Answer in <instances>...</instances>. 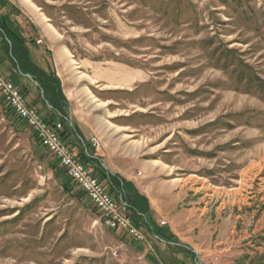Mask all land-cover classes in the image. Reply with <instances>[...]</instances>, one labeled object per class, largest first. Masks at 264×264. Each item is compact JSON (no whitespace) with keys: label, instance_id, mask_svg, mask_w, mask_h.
<instances>
[{"label":"rangeland","instance_id":"1","mask_svg":"<svg viewBox=\"0 0 264 264\" xmlns=\"http://www.w3.org/2000/svg\"><path fill=\"white\" fill-rule=\"evenodd\" d=\"M10 1L19 9L27 37L37 40L53 25L58 43L53 36L42 38V47L53 53L68 47L73 60L82 62L76 72L87 71L84 65L101 70L103 86L89 85L85 78L71 89L78 94L79 118L93 127L113 166L140 176L148 164L168 181L177 173L205 177L206 185L226 193H186L208 200L231 236L254 227L251 220L231 215L264 199V0ZM13 49L0 43V71L22 92L26 89L24 94L37 93L39 101V87L22 75L33 72L19 65L21 50ZM132 74L138 75L135 84L122 87ZM30 132L0 96V264L42 263L44 257L50 264H153L148 255L159 262L153 241L149 253H138L79 202L64 197L49 165L55 157L47 150L43 156L36 152ZM215 138L223 140L222 147L215 149ZM233 141L240 145L232 146ZM217 151L223 154L215 161ZM159 159L165 165L156 168L153 161ZM249 160L256 163L245 168ZM31 182L44 186L39 196L38 189L32 193L36 204L15 203L27 197ZM12 209H21L22 216L9 221ZM48 216H54L56 227L46 245L52 230L51 224L44 226ZM62 230L64 246L57 245ZM254 253L246 256L247 264H259L261 253Z\"/></svg>","mask_w":264,"mask_h":264},{"label":"crops","instance_id":"2","mask_svg":"<svg viewBox=\"0 0 264 264\" xmlns=\"http://www.w3.org/2000/svg\"><path fill=\"white\" fill-rule=\"evenodd\" d=\"M31 3L36 7L33 2ZM37 8L38 7H36V9ZM17 14L19 16H17ZM20 17L21 14L19 13V9L13 2L10 0H0V33H4L2 27L5 28L8 33L11 31L16 33L19 39H17L18 44L26 47L30 60L29 64L26 63L22 68L34 73V75H32V73L25 75L22 73V75L25 78L30 77L32 82L39 87V90L36 91L39 93V101L36 99L37 93L35 91V97L32 92L29 93L26 91L25 95L30 105L36 108L40 115H43L45 118L50 117L53 119V124L56 122L63 123L65 141L72 146L73 152L76 155L84 159L88 167L94 171L96 170L97 173L100 174L99 176L102 178V183L113 192L114 197L116 196L120 199L122 198L126 201H130V211L137 216L136 219L140 220L138 224L147 235L149 242L143 245L138 244L132 239L131 242L130 239L126 238L124 233H114L111 231L110 233L116 240L126 244L128 243L127 245L129 247L132 245L138 253L142 254H145V252L149 253L148 247L150 248L152 246L151 244L153 241V243L157 245V250L161 252L159 262H156L148 255V259L151 260L153 264H247L245 260L246 256L257 255L254 252L258 254L261 253V255L264 254V247L262 246L264 244L263 198L260 199V201L250 202L249 204L252 206H249L250 208H245L243 213L236 212L234 215H231L234 218H240L242 216L254 223V227L246 228L236 233L231 232V236L228 232H225L226 224L219 220L222 218L221 215L218 217L216 214L215 217L212 209L209 210L208 200H203V198L196 199L195 197L193 198L192 195L189 196L186 193L187 191H193V193L197 194L200 188L213 192L222 190L226 193L223 188L215 185L213 186L212 184L206 185V181H208L206 180L207 178L191 173L185 176V178L179 177L180 175L177 173L176 175L178 177H173L168 181L162 178L160 172L153 171L148 164H143L145 170L143 173H140V176H138V174L136 176L134 172L130 170L126 173L125 170H118L116 166L112 165L113 157L107 150L104 148H100L99 150L94 149L90 141V139L95 136L94 129L79 118V111H76V101L79 102L77 99L78 94L75 90L71 89V85L85 80L86 78L89 85L95 86L100 84L103 86L106 81L99 77L101 70H99L98 67L90 70L84 65L87 71L82 70V72H76L75 70L82 69V67H80L82 62L78 63V61L73 60L75 57H73L72 51H70L68 47H64L61 51L57 49V51L53 53L48 48H44L42 45L37 44L40 38L51 41L52 36L56 39L54 43H58L59 39L56 37L57 31L54 29L53 25H48L46 28L47 33L43 31L42 36L34 40L35 38L31 39L27 37L25 33L26 27L23 26ZM59 36L62 38L61 35ZM0 37V43L5 41L8 45L12 46L8 36L6 37L1 34ZM75 65L76 67H74ZM72 66L74 68H72ZM17 68L21 67L17 66ZM61 71H64V73H61ZM137 80L138 75L132 74L130 80H125L121 86H133ZM114 81L115 85L113 88L118 90V77L114 76ZM44 83H55L59 87L57 93L61 94L60 98L63 100L64 110L66 114H68L67 117H63L62 114L54 110V104L50 101L57 100L55 99L56 96L53 97L51 91L45 88L46 84ZM100 90H106V85ZM57 93H55V95H57ZM30 94L33 95L31 99H29ZM120 128L122 129V127ZM30 133L32 134L30 136L36 148L35 151L43 156L44 153H47L46 149L40 145L36 136L32 132ZM214 142L215 149L223 145L222 139L215 138ZM239 145V141H233L232 143V146ZM238 153H241L239 149ZM222 154L223 153L219 154V151H217L215 161H218L219 155ZM209 156L206 154L204 157L208 159ZM153 163L154 166L157 163L165 165L160 159L153 161ZM253 163L256 162L249 160L245 168L251 167ZM49 165L53 171L55 182L57 185H60L64 197L72 200V202H79V205L84 210L92 212L100 221L99 214L94 209L90 199L87 198L80 187L70 179L66 171H64L61 166H58L56 160L50 162ZM155 167L157 168V166ZM175 168L177 171L183 170L176 166ZM192 177L197 178V180L194 178L191 179ZM31 183L32 187L27 197H21L20 200H15V203L29 201L32 202L30 205L32 207L36 204V197H32V193L35 189H38L34 192L37 194L36 196H39L38 192L40 189L43 191L44 186L39 184L38 187V184ZM191 184H193V186H190ZM236 189L242 190V187ZM42 198V196L38 197L39 200L44 201ZM250 210L252 213L251 216L248 215ZM11 211H13V209L10 210V212ZM10 216L12 219H9V221L21 217V209L11 212L8 217ZM2 217H7V215ZM46 219L47 221L44 226L46 227L50 224L52 226L48 241L46 242L47 245L56 224L52 222L54 216H48ZM162 222H166V225H163ZM19 228H21V225ZM62 231L57 241V245L61 244L60 246H64L68 243V241L65 240L66 230ZM43 236L36 240L43 239ZM253 249L257 250L255 251ZM45 251L46 250L39 249L40 253ZM49 261L51 262L48 257H44V262H32V264H50Z\"/></svg>","mask_w":264,"mask_h":264},{"label":"built area","instance_id":"3","mask_svg":"<svg viewBox=\"0 0 264 264\" xmlns=\"http://www.w3.org/2000/svg\"><path fill=\"white\" fill-rule=\"evenodd\" d=\"M37 44L42 45L43 40H38ZM0 96L11 113L31 130L40 145L55 157L70 179L90 199L104 226L113 231L122 230L128 238L138 244L148 243L146 234L131 216L127 201L114 197L84 159L76 155L72 146L65 141L63 123L49 124L47 119L30 105L22 90L1 71ZM90 141L96 150L103 147L102 141L96 136Z\"/></svg>","mask_w":264,"mask_h":264},{"label":"trees","instance_id":"4","mask_svg":"<svg viewBox=\"0 0 264 264\" xmlns=\"http://www.w3.org/2000/svg\"><path fill=\"white\" fill-rule=\"evenodd\" d=\"M2 30L4 31V33H6L7 34V36H8V38H9V40L11 41V45L13 46V52L15 53L16 52V49H20L21 51H20V53H21V55L19 56L18 55V57L20 58V60H19V65L20 66H22L23 65V67H24V65L27 63V64H29V62H30V60H29V58H28V52H27V49H26V47L25 46H23V45H21V44H18V41H17V39H18V36H16V33L15 32H13V31H11L10 33H8V31H6L5 30V28H3L2 27ZM19 40V39H18ZM7 44V43H6ZM11 46L9 45V48H10ZM22 59V60H21ZM32 75H34L33 73H32ZM44 84H46V83H44ZM45 88L46 89H48L49 91H51V93L53 94V97H55V99H57V100H55V101H50L52 104H54V110H56V111H58L60 114H62L63 115V117H67V115L68 114H66V112H65V110H64V107H63V100H61V94L59 93H57V91H58V86L54 83H47L46 84V86H45ZM25 91V90H24ZM23 91V92H24ZM55 93H57V95H55ZM48 95V94H47ZM51 104V105H52ZM47 119V121H48V123L49 124H53V119H51L50 117L49 118H46ZM63 135H64V138H65V132L63 133ZM111 193L113 194V192L111 191ZM114 195V194H113ZM126 201V200H125ZM127 203H128V205H129V210H130V201H128L127 200ZM131 216L133 217V219L135 220L136 218H137V216L136 215H134L133 213H131ZM138 224V223H137ZM247 258V257H246ZM257 263H259V264H264V254H262L260 257H259V259L257 260Z\"/></svg>","mask_w":264,"mask_h":264},{"label":"bare ground","instance_id":"5","mask_svg":"<svg viewBox=\"0 0 264 264\" xmlns=\"http://www.w3.org/2000/svg\"><path fill=\"white\" fill-rule=\"evenodd\" d=\"M95 101H97V100H95ZM101 104H103L104 107H108V106H109L107 103H103V102H102ZM101 104H100V105H101ZM128 136H129V135H128ZM126 137H127V135H126ZM157 164H158V163H157ZM157 164H155V166H157ZM200 189H201V188H200ZM197 191H199V190H197Z\"/></svg>","mask_w":264,"mask_h":264}]
</instances>
